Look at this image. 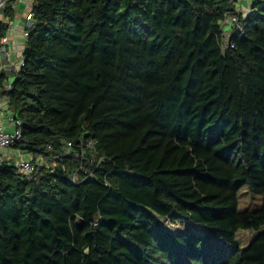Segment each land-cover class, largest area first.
I'll return each mask as SVG.
<instances>
[{
    "label": "trees",
    "instance_id": "trees-1",
    "mask_svg": "<svg viewBox=\"0 0 264 264\" xmlns=\"http://www.w3.org/2000/svg\"><path fill=\"white\" fill-rule=\"evenodd\" d=\"M32 8L0 97L22 131L10 150L47 165L0 160V264H264V232L237 239L264 228V0ZM88 140L102 161L75 181L65 146ZM243 188L259 208L239 209Z\"/></svg>",
    "mask_w": 264,
    "mask_h": 264
},
{
    "label": "built area",
    "instance_id": "built-area-1",
    "mask_svg": "<svg viewBox=\"0 0 264 264\" xmlns=\"http://www.w3.org/2000/svg\"><path fill=\"white\" fill-rule=\"evenodd\" d=\"M12 0H0V12L5 10ZM38 0H19V2L26 4L27 7H30V3H36ZM35 14L33 8L27 13L26 21L27 27L24 29L23 36L25 41H27L29 36V27L33 24ZM235 19H233L234 21ZM9 29L13 30V26L9 25ZM11 38L9 35H6L0 39V60L6 63L0 65V70L8 74V80L6 83V91L12 90L11 77L21 71L22 66L24 65V59L22 58L18 64L13 62V51L10 48ZM8 63V64H7ZM10 76V77H9ZM3 102L8 104V98L5 96ZM0 103V110L3 112V104ZM5 113V112H4ZM22 138V131L19 128V124L15 119V116L12 113H9L8 126L0 123V152L13 149L15 145ZM97 142L94 140H88L83 142L81 145V150L75 152L73 142H68L65 146L66 155L74 154V156L79 160V167L77 173L74 175L73 179L77 181L79 178L95 180V173L91 169L92 166H98L102 161L95 154ZM47 165L44 162V159H38L36 162L30 160H19L17 161V166L19 170L24 173L28 178L33 177L39 171L41 165Z\"/></svg>",
    "mask_w": 264,
    "mask_h": 264
},
{
    "label": "crops",
    "instance_id": "crops-1",
    "mask_svg": "<svg viewBox=\"0 0 264 264\" xmlns=\"http://www.w3.org/2000/svg\"><path fill=\"white\" fill-rule=\"evenodd\" d=\"M29 2V0H26ZM33 3H30V7H27L26 4L19 2V0H12L9 6L0 12V23L8 24L13 26V30H8L7 35L11 38L10 48L13 51V62L18 64L23 58V53L26 45L25 38L23 36L24 29L27 27V13L32 9ZM6 63V61L0 60V65ZM8 64V63H7ZM10 77V76H9ZM14 80V75L11 77V82ZM3 97H0V103L3 102ZM3 104V112L0 110V123L8 126L9 119V105L7 103ZM5 112V113H4ZM13 158L16 161L19 160H30L32 155L18 153L16 150H9L6 153H0V160L3 161L5 158Z\"/></svg>",
    "mask_w": 264,
    "mask_h": 264
},
{
    "label": "rangeland",
    "instance_id": "rangeland-1",
    "mask_svg": "<svg viewBox=\"0 0 264 264\" xmlns=\"http://www.w3.org/2000/svg\"><path fill=\"white\" fill-rule=\"evenodd\" d=\"M1 162V161H0ZM261 205V197L253 195L247 188H243L239 194V209L254 210ZM167 225L175 232H183L190 229L203 231V228L195 226L193 223L185 220L168 221ZM264 232V228L260 230H242L237 234V239L243 249H246L250 243L260 234Z\"/></svg>",
    "mask_w": 264,
    "mask_h": 264
}]
</instances>
